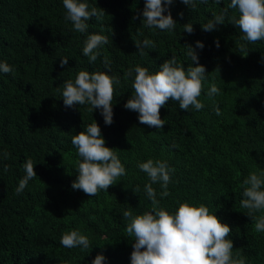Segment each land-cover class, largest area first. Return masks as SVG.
<instances>
[{"label":"trees","instance_id":"trees-1","mask_svg":"<svg viewBox=\"0 0 264 264\" xmlns=\"http://www.w3.org/2000/svg\"><path fill=\"white\" fill-rule=\"evenodd\" d=\"M90 3L106 15L101 22L93 18L89 32L108 36L104 52L122 78L111 126L99 110L65 107L56 90L80 70L104 71L99 60L89 64L82 55L84 37L65 22L61 0H0V61L16 69L14 78L0 75V151L11 153V159L0 163V264H91L98 254L107 257V264H130L134 241L125 231L122 211L132 208L140 214L151 208L143 191L147 177L136 167L149 158L166 160L176 169L163 206L174 208L177 201L207 205L232 229L233 250L242 252L247 264H264V233L255 232L247 210L240 207L244 178L264 169V42L249 44L243 57L237 47L242 34L234 25L226 21L218 31L202 30L201 24L226 7L227 0L224 5L210 0L195 12L175 0L170 6L178 24L173 34L143 28L144 0ZM232 15L238 13L229 10ZM190 22L193 34L182 29ZM145 37L157 47L140 57L134 40ZM197 41L205 45L203 50L195 48ZM187 46L195 49L209 74L205 87L215 82L221 90L215 103L222 116H215L213 101L202 94L205 108L200 112L182 111L170 99L160 110L167 123L163 129L140 124L138 114L124 107L132 95L131 80L125 83L124 74L136 65L158 71L173 55L187 69ZM62 57L69 58L65 68L60 67ZM93 120L106 146L117 150L127 176L92 198L71 187L78 159L71 139ZM173 143L178 147L173 149ZM28 158L37 164L38 177L17 196ZM153 187L159 192L158 185ZM73 229L91 240L86 252L60 245L61 235Z\"/></svg>","mask_w":264,"mask_h":264},{"label":"clouds","instance_id":"clouds-1","mask_svg":"<svg viewBox=\"0 0 264 264\" xmlns=\"http://www.w3.org/2000/svg\"><path fill=\"white\" fill-rule=\"evenodd\" d=\"M180 2L195 12L199 5H207L210 0ZM211 2L216 5L225 4V0ZM61 3L65 10L64 20L71 24V31L84 37L82 55L89 64L99 60L104 71L80 70L74 80H65L56 90L65 107H84L91 113L99 110L105 125L111 126L114 122V96H119L122 78L112 71V62L104 52L105 46L109 44L108 36L89 32L90 21L95 18L96 22H101L106 14L104 10L93 6L90 0H61ZM174 3L175 0H144L143 28L153 34H173L178 25L170 11ZM229 10L238 13V16H228ZM180 16L182 18L183 13ZM226 21L237 27L242 34L237 43L241 56H248L249 44L264 42V0H227L226 7L218 14L213 13L201 27L204 32L218 31V26L225 25ZM182 29L183 32L193 34V23L183 25ZM134 41L138 49L136 54L140 57L149 56L146 49L155 50L157 47V43L147 37ZM215 44L217 48L220 47L218 40ZM204 47L202 42H196L195 48L203 50ZM186 49L185 55L191 61L187 69L173 55L159 66L158 71L153 72L149 67L136 65L124 74L123 81L126 83L131 80L132 89V95L124 107L138 114L140 124L163 129L167 123L161 119L160 110L167 106L170 99L178 103L182 111L200 112L205 108L200 99L202 94L213 101L212 111L215 116H222L220 106L215 103L221 90L215 82L205 87L208 85L209 74L203 65H199L195 49L192 46ZM68 62V57H62L60 67L65 68ZM15 74L14 66L0 61V75H11L14 78ZM71 143L78 157L76 179L71 185L73 190H80L92 198L97 197L102 192L108 193L110 186L127 176L125 164L117 150L106 146L101 128L95 120L78 135L72 136ZM171 147L175 149L178 146L173 143ZM9 159L11 153L0 151V163ZM36 165L31 158L26 159L22 165L24 175L15 188L17 196L22 195L30 182L38 177L34 170ZM136 167L147 177L143 191L151 208L140 214H135L132 208L122 211L125 231L134 241L130 264H247V257L239 250H233L230 226L223 223L216 212L212 213L207 205L195 201H177L176 206L169 209L161 204L162 200L171 195L169 189L174 184L176 172L168 161L149 158L138 161ZM3 171H8L7 165H4ZM153 185L159 186V192ZM241 188L240 207L247 210L244 214L251 219L255 232L264 233V169L250 172L244 178ZM133 190L135 193L141 191L139 186ZM60 245L81 252L92 247L89 237L78 229L63 233ZM91 264H107V257L98 254L91 260Z\"/></svg>","mask_w":264,"mask_h":264}]
</instances>
